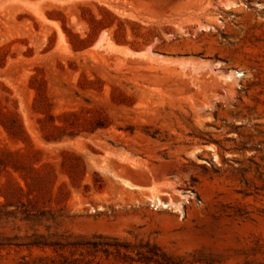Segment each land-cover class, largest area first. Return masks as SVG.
<instances>
[{
    "label": "rangeland",
    "instance_id": "1",
    "mask_svg": "<svg viewBox=\"0 0 264 264\" xmlns=\"http://www.w3.org/2000/svg\"><path fill=\"white\" fill-rule=\"evenodd\" d=\"M0 264H264V0H0Z\"/></svg>",
    "mask_w": 264,
    "mask_h": 264
},
{
    "label": "trees",
    "instance_id": "2",
    "mask_svg": "<svg viewBox=\"0 0 264 264\" xmlns=\"http://www.w3.org/2000/svg\"><path fill=\"white\" fill-rule=\"evenodd\" d=\"M9 134H10L12 137L16 138L15 135H14L13 133L9 132Z\"/></svg>",
    "mask_w": 264,
    "mask_h": 264
},
{
    "label": "bare ground",
    "instance_id": "3",
    "mask_svg": "<svg viewBox=\"0 0 264 264\" xmlns=\"http://www.w3.org/2000/svg\"><path fill=\"white\" fill-rule=\"evenodd\" d=\"M131 54L135 55L136 53H132V52H131ZM234 73H235V72H234ZM234 73H233V74H234ZM237 74H238V73H237Z\"/></svg>",
    "mask_w": 264,
    "mask_h": 264
}]
</instances>
